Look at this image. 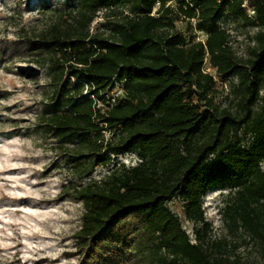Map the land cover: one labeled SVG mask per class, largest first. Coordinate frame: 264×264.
Listing matches in <instances>:
<instances>
[{
	"label": "trees",
	"instance_id": "trees-1",
	"mask_svg": "<svg viewBox=\"0 0 264 264\" xmlns=\"http://www.w3.org/2000/svg\"><path fill=\"white\" fill-rule=\"evenodd\" d=\"M123 5L107 35L90 33L101 9ZM57 10L61 20L39 39L0 44V65L28 52L47 67L52 91L40 122L72 152L79 178L64 190L83 207L78 264H222L200 229L193 242L167 205L177 198L188 219L203 222L200 199L218 186L236 193L223 213L234 210L264 239V0H66ZM176 13L196 19L205 40L186 39ZM225 14L258 28L247 60L216 23ZM206 58L219 81L204 70ZM231 77L236 114L208 96ZM130 151L135 164L84 180Z\"/></svg>",
	"mask_w": 264,
	"mask_h": 264
},
{
	"label": "rangeland",
	"instance_id": "rangeland-1",
	"mask_svg": "<svg viewBox=\"0 0 264 264\" xmlns=\"http://www.w3.org/2000/svg\"><path fill=\"white\" fill-rule=\"evenodd\" d=\"M65 1L52 0L51 10H44L41 0H0V44L20 47L29 39H39L61 20L57 8ZM127 10L125 5L101 9L90 24V33L107 35L110 23L122 19ZM175 15L178 20L174 26L186 39L205 40L196 19ZM216 23L229 33L233 55L247 60L258 28L245 26L226 14ZM37 59L28 52H16L0 65V264H78L80 256L73 236L79 229L83 207L64 190L79 178L68 162L72 152L60 146L40 122L52 86L45 63ZM204 70L219 81L207 58ZM236 81L231 77L209 93L219 111L239 112ZM121 92L117 83L114 94ZM241 143L248 144L249 140ZM137 161L134 151L114 155L107 166L95 167L84 180L100 179L119 163L128 166ZM235 198L236 193L227 186L210 188L200 199L203 222L188 219L177 198L167 205L193 242L196 229H200L222 264H264V239L253 237L236 222L234 210L231 216L223 213L226 200Z\"/></svg>",
	"mask_w": 264,
	"mask_h": 264
}]
</instances>
